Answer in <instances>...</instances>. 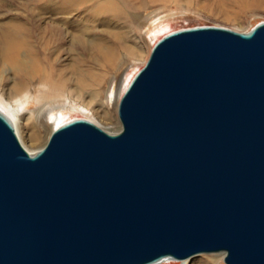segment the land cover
I'll list each match as a JSON object with an SVG mask.
<instances>
[{
	"label": "water",
	"instance_id": "95a60500",
	"mask_svg": "<svg viewBox=\"0 0 264 264\" xmlns=\"http://www.w3.org/2000/svg\"><path fill=\"white\" fill-rule=\"evenodd\" d=\"M117 118L30 155L0 113V264H264V22L165 36Z\"/></svg>",
	"mask_w": 264,
	"mask_h": 264
},
{
	"label": "rangeland",
	"instance_id": "374dc122",
	"mask_svg": "<svg viewBox=\"0 0 264 264\" xmlns=\"http://www.w3.org/2000/svg\"><path fill=\"white\" fill-rule=\"evenodd\" d=\"M31 1L0 0V40L1 35L7 31L5 23L10 19L18 23L25 22L27 9L29 11L33 9L37 0H33V3ZM91 9V4L82 5L78 12L73 14L72 24L76 28L74 36L77 42L72 41L69 35L62 40L61 52L57 55V59L55 58L54 73L49 71L46 78L31 84H23L11 71L0 74V101L18 113L21 123L19 135L16 127L15 131L21 146L30 155L38 152L46 144L50 132L58 126L54 123L57 117V120H62L63 123L75 118H85L109 134L119 131L121 126L117 118L118 101L130 80L147 61L150 50L157 41L150 42L148 31L152 30L159 21L167 23L168 31L171 32L213 26L238 33H247L264 22V0H147L145 8L140 9L135 18L130 20L109 15L94 16L91 14ZM133 10L131 9L130 12ZM38 24V22L24 24L29 34L32 30L30 42L34 43L38 40ZM108 29L113 30L116 39L109 41L110 39L104 36ZM90 41L91 43H88ZM93 41L96 45H90ZM101 41L106 42L111 51L107 62H104L98 54V47L101 44L98 47L97 44ZM79 78L86 79L85 83L88 87L78 84ZM76 90L96 92L97 103H92L87 111H80V115L74 112L67 115L62 108L74 106L69 104V101L74 99L73 94ZM41 110H49L50 114L44 111V116H41L39 115ZM60 113L64 115L62 114L61 117ZM31 134H38L39 145L38 142L31 141ZM213 261L224 264L223 254H202L187 261L174 260L170 264L183 262L207 264Z\"/></svg>",
	"mask_w": 264,
	"mask_h": 264
},
{
	"label": "bare ground",
	"instance_id": "6f19581e",
	"mask_svg": "<svg viewBox=\"0 0 264 264\" xmlns=\"http://www.w3.org/2000/svg\"><path fill=\"white\" fill-rule=\"evenodd\" d=\"M146 3H147V0H37L35 1L33 5L34 6L33 9H31L30 11L27 9L28 14H26L27 16L25 17L24 19L25 22L23 23L24 24L25 23L31 24V23H37V22L39 23L37 25L38 40L35 41L34 43L29 41V37L31 38L30 34L32 33V30L29 34L27 28H25L23 23H18L17 21L14 22L15 20L13 21L12 19H10L11 21L9 20L7 23H5V27L7 28V31L1 35V40H0V74L5 73V72L7 73V71H11L15 75V77L19 81H21L23 84H31L37 80H42L46 78L49 75V71L54 73L53 71L54 64L57 59L56 58L57 55L61 52L60 50L62 49V40L65 38V36L69 35L72 41L77 42L76 41L77 38L74 36V31H75L74 29L76 28L72 24V16L73 14L78 12L79 8L82 5L91 4V7H92L91 14L94 16L109 15L115 18H126L130 20L132 18H135V15L139 12L140 9L145 8ZM26 4L24 6H26ZM135 5H138V6H135ZM24 6H21V7L26 8ZM131 9H134L133 12H130ZM116 22L117 21H115V23ZM107 25H108V22H107ZM107 28H110V27H107ZM168 28L169 26L167 23L163 21L162 22L159 21L152 30L148 31L150 42L153 43L156 40H157L156 42H158L165 36L170 35L174 32L180 31V30H175L171 32L170 30L168 31ZM109 30L110 29L106 30L107 34L104 36H107L110 39L109 41H112L116 39V36L112 32L113 30L112 31L111 30L109 31ZM79 36L81 37V35ZM91 41L88 43H91ZM93 44L96 45V42L94 43L93 41V43L90 45H93ZM100 44L101 46H99ZM97 47H98V54L100 58H102L104 62H107L109 60V56L111 53L110 48L106 45V42L104 41H101L99 44H97ZM90 54H93V53H90ZM97 64H99V62ZM76 75L80 76L79 73L78 74L76 73ZM95 78L96 76H94L93 79ZM85 82H87V80L83 78H79L78 80V84H81L84 87H88L87 83ZM15 87L16 85L13 87V89H15ZM73 97L74 99L72 101H69V104H74V106H69V107L67 106L65 108H62L63 110L66 111L65 114L67 115L72 112L80 115L81 113L80 111H87L92 103H97L98 96H97V93L94 91L85 92L83 90L81 91L76 90L73 94ZM44 111L46 114L50 112L49 110H43V111L41 110L39 112L40 113L39 115L44 116L43 115ZM56 111L57 110H55V112ZM0 113L10 122L14 130L16 127V131L18 134L19 133L18 130L21 129L20 128L21 123H20L18 113L10 109L2 101H0ZM62 114L63 113H60L61 117H62ZM57 118H55L54 120V123L56 124V126L58 125L56 128L61 127L74 120H79V119L91 122L90 120L85 119V118H75L68 122L63 123L62 120L59 121L57 120ZM37 135L38 134L30 135V139L32 142L37 143L39 141V136ZM38 145H39V142H38ZM173 261L174 260L172 259H164L155 264H170ZM182 264H185V262H183ZM207 264H218V262L213 261Z\"/></svg>",
	"mask_w": 264,
	"mask_h": 264
}]
</instances>
